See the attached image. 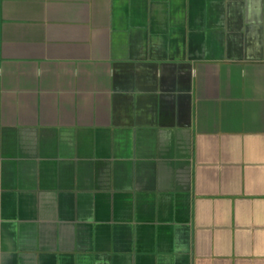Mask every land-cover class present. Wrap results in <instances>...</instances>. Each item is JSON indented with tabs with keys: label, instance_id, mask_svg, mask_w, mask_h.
Masks as SVG:
<instances>
[{
	"label": "crops",
	"instance_id": "1",
	"mask_svg": "<svg viewBox=\"0 0 264 264\" xmlns=\"http://www.w3.org/2000/svg\"><path fill=\"white\" fill-rule=\"evenodd\" d=\"M0 264H264V0H0Z\"/></svg>",
	"mask_w": 264,
	"mask_h": 264
}]
</instances>
